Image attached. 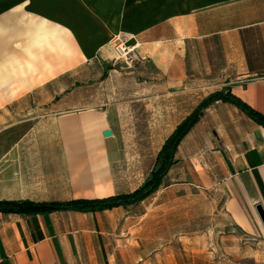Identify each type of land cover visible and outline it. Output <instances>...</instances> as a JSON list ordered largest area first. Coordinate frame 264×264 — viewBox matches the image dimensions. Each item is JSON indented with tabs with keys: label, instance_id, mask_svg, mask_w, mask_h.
<instances>
[{
	"label": "crops",
	"instance_id": "obj_1",
	"mask_svg": "<svg viewBox=\"0 0 264 264\" xmlns=\"http://www.w3.org/2000/svg\"><path fill=\"white\" fill-rule=\"evenodd\" d=\"M88 3L96 15L106 16L104 8ZM136 14L142 16L141 8ZM121 15L106 38L122 33L127 46H141L155 78L165 81V96L171 95L167 111L184 113L165 128L150 123L154 149L141 153L127 147L123 125L113 122L108 109L67 110L79 102L75 98L67 103L66 96L55 107V123H47L52 132L5 137L0 200L64 201L132 192L155 167L160 147L175 126L216 90L231 92L264 115V0H150L148 16L137 23L130 18L122 22ZM22 28L13 13L0 17V85L6 92L10 83L26 80L25 73L36 69L33 65L41 69L47 64L44 59L26 60L22 46V56L11 48ZM108 58L99 54L93 63L104 67ZM105 129L111 135L103 136ZM175 159L162 185L168 177L167 185L193 177L188 181L215 186L223 197L222 209L235 225L248 234L264 233L256 209L260 205L264 213V127L233 104L212 102L179 142ZM140 160L150 166L145 175ZM128 207L0 212V264H73L82 254L81 245L87 248L88 241L101 238L119 218L117 213Z\"/></svg>",
	"mask_w": 264,
	"mask_h": 264
},
{
	"label": "rangeland",
	"instance_id": "obj_2",
	"mask_svg": "<svg viewBox=\"0 0 264 264\" xmlns=\"http://www.w3.org/2000/svg\"><path fill=\"white\" fill-rule=\"evenodd\" d=\"M84 1L0 0V17L13 13L24 26L11 48L22 56V46L26 60L47 63L41 69L33 65L27 79L10 83L7 92L0 85V154L5 137L52 132L47 123H55V107L66 96L67 103L79 102L67 110L108 109L113 122L123 125L127 147L141 153L154 149L150 123L164 127L184 113L167 111L171 95L165 96V81L155 78L141 46L122 53L116 48L122 33L105 35L120 13L122 22L130 18L134 24L147 17L150 0H92L104 8V17ZM140 8L142 16L136 14ZM99 54L109 56L104 67L93 63ZM139 164L145 175L149 164ZM168 178L153 194L117 213L101 238L88 241L87 248L81 245L73 264H264V233L248 234L235 225L215 186L188 181L193 177L167 185Z\"/></svg>",
	"mask_w": 264,
	"mask_h": 264
},
{
	"label": "trees",
	"instance_id": "obj_3",
	"mask_svg": "<svg viewBox=\"0 0 264 264\" xmlns=\"http://www.w3.org/2000/svg\"><path fill=\"white\" fill-rule=\"evenodd\" d=\"M102 75V78H104ZM233 104L257 124L264 127V115L253 109L229 91L216 90L205 98L180 122L162 143L157 154L156 165L145 182L129 193L110 195L103 198L70 199L64 201L0 200L1 213L22 215L43 214L53 211L74 210L81 212L102 211L118 206H132L153 194L162 185L169 169L176 163L177 146L191 127L201 118L204 109L215 101Z\"/></svg>",
	"mask_w": 264,
	"mask_h": 264
},
{
	"label": "built area",
	"instance_id": "obj_4",
	"mask_svg": "<svg viewBox=\"0 0 264 264\" xmlns=\"http://www.w3.org/2000/svg\"><path fill=\"white\" fill-rule=\"evenodd\" d=\"M117 50L122 52V53H128L131 51H134L135 46H127L125 42L120 41L117 45Z\"/></svg>",
	"mask_w": 264,
	"mask_h": 264
},
{
	"label": "water",
	"instance_id": "obj_5",
	"mask_svg": "<svg viewBox=\"0 0 264 264\" xmlns=\"http://www.w3.org/2000/svg\"><path fill=\"white\" fill-rule=\"evenodd\" d=\"M102 134H103V136H109V135H111V130H110V129H105V130L102 132ZM256 209H257V211H258V214H259L260 219H261V221H262V223H263V226H264V213H263V211H262L260 205H257V206H256Z\"/></svg>",
	"mask_w": 264,
	"mask_h": 264
}]
</instances>
